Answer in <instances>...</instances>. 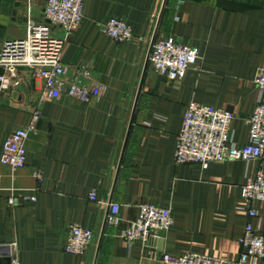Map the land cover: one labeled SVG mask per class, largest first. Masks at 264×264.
I'll use <instances>...</instances> for the list:
<instances>
[{"label":"crops","instance_id":"1","mask_svg":"<svg viewBox=\"0 0 264 264\" xmlns=\"http://www.w3.org/2000/svg\"><path fill=\"white\" fill-rule=\"evenodd\" d=\"M47 1L0 0V51L8 41L25 39L30 24L45 25ZM84 14L67 37L63 63L69 84L103 88L90 103L67 88L49 98L32 68L19 69L16 78L0 68V264H11V244L19 264H165L164 255L189 253L237 260L249 222L243 187L264 174V160L204 169L175 165L174 158L192 104L233 113L235 142L249 143L246 121L258 102L254 80L264 70V0H85ZM112 18L131 26L133 42L102 33ZM157 38L200 51L201 60L181 81L148 64ZM36 116L27 165L13 172L1 164L4 146ZM92 193L105 205L91 201ZM110 202L121 206L116 227L105 226ZM144 205L171 210L162 253L141 242L130 248L121 238ZM255 209L259 217L252 223L264 233V204ZM73 224L94 230L99 250L67 254Z\"/></svg>","mask_w":264,"mask_h":264},{"label":"built area","instance_id":"2","mask_svg":"<svg viewBox=\"0 0 264 264\" xmlns=\"http://www.w3.org/2000/svg\"><path fill=\"white\" fill-rule=\"evenodd\" d=\"M165 0H163L164 2ZM85 0H48L45 8V25H31L25 39L8 41L0 51V68L10 77L16 78L19 69L32 68L46 84L48 97L58 99L65 88L71 97L90 103L102 94L103 88H88L81 80L71 84L67 82L68 68L63 63V54L67 37L84 21ZM59 29L64 37H59L54 30ZM102 33L111 40L126 44L133 42L135 36L131 26L124 20L112 18L101 26ZM201 60L200 51L171 38L155 39L149 49L147 61L155 72L171 81H181L187 72L196 67ZM258 91V102L254 114L246 121L249 129V143L240 146L235 142L233 123L235 115L226 109L199 104L190 105L182 120V127L177 136L175 165L198 164L207 169L211 164L223 162H244L264 160V70L254 80ZM28 128L16 130L7 140L1 160L2 166L13 172L27 165L26 144L36 122ZM42 181L41 177H38ZM1 180V177H0ZM245 210L249 222L240 239L242 252L237 260L230 261L205 255L189 253L178 258L163 256L165 264H258L264 262V233L255 228L252 221L259 217L256 203L264 204V174L259 173L248 178L243 187ZM90 200L101 205L97 193L90 195ZM35 201V199H34ZM15 203L14 198L8 200ZM105 226L116 227L121 224V206L110 202ZM173 225L170 209L154 205L139 208L136 221L130 222L121 231V238L131 248L141 242L149 249L151 240H160ZM100 240L94 230L73 224L68 229L65 252L74 256H86L92 249L99 250ZM16 244L10 245L11 264H19L13 252Z\"/></svg>","mask_w":264,"mask_h":264},{"label":"water","instance_id":"3","mask_svg":"<svg viewBox=\"0 0 264 264\" xmlns=\"http://www.w3.org/2000/svg\"><path fill=\"white\" fill-rule=\"evenodd\" d=\"M151 245H153L154 247L156 246L157 248V251L159 253H162L163 249H162V246H163V240H151L150 241Z\"/></svg>","mask_w":264,"mask_h":264}]
</instances>
